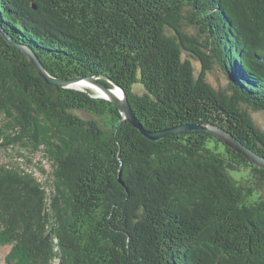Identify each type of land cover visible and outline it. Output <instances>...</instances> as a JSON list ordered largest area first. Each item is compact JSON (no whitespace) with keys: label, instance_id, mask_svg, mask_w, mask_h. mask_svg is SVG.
Segmentation results:
<instances>
[{"label":"trees","instance_id":"16d2710c","mask_svg":"<svg viewBox=\"0 0 264 264\" xmlns=\"http://www.w3.org/2000/svg\"><path fill=\"white\" fill-rule=\"evenodd\" d=\"M0 26L53 77L110 78L147 130L214 123L264 156V0H0ZM89 89L0 30V154L52 166L0 163L7 264H264V169L204 130L151 140Z\"/></svg>","mask_w":264,"mask_h":264},{"label":"water","instance_id":"95a60500","mask_svg":"<svg viewBox=\"0 0 264 264\" xmlns=\"http://www.w3.org/2000/svg\"><path fill=\"white\" fill-rule=\"evenodd\" d=\"M1 33L3 34L4 38L9 42V44L17 46L24 55L28 58L29 62L33 64L35 67L37 73L39 76L49 85H56L60 87H68V88H74L77 90L84 91L83 88L76 87L74 84L85 82L87 84L95 85L96 87L100 88L103 91V94H97V96L94 97H100L104 98L111 103H113L119 110L121 119H125L128 122H130L135 128H137L144 136L151 140L158 139L160 137H163L167 134L175 133V132H181L184 130H204L218 139H220L226 146L230 147L240 155H242L244 158L252 162L253 164L261 167L264 169V156L258 154L248 146H246L244 143H242L239 139H237L232 133L224 129L218 124L214 123H208V124H199V123H184L180 124L178 126L162 129V130H147L145 129L142 124L139 122V120L136 118L135 114L133 113L130 104L128 102L127 96L125 95L124 91L110 78L106 76H75L70 78H56L51 76L46 69L44 68L43 64L38 59L37 55L34 53V51L13 38H11L7 33H5L0 26ZM224 74V73H223ZM225 76V75H224ZM101 79L107 80L112 87H116L120 90L122 97L118 98L115 96V94L111 91L112 87H109L108 85L104 84ZM226 78V76H225ZM227 84V79H226Z\"/></svg>","mask_w":264,"mask_h":264},{"label":"rangeland","instance_id":"374dc122","mask_svg":"<svg viewBox=\"0 0 264 264\" xmlns=\"http://www.w3.org/2000/svg\"><path fill=\"white\" fill-rule=\"evenodd\" d=\"M188 31L194 34L196 33L197 30L191 27L189 28ZM184 55L188 57L186 54ZM189 59L191 60L195 68L198 70L200 67V62L196 59H192V58ZM206 79L215 89H225L227 86L226 78L223 74V71L221 70L220 66L216 63L213 65V68L210 71H208ZM82 87L87 88V86H82ZM89 90L92 92L93 96H97V94H95L93 90L91 89ZM249 111L255 124L262 131H264V110L253 111L249 109ZM78 114L84 119H95L93 115L87 114L85 112L79 111ZM103 120L108 121V119L106 118H104ZM20 153L26 154L29 158L28 161H26L24 157H20L18 155ZM7 161L21 163V166L26 170L33 172L34 175L38 178V180H40L44 184L50 183V179H51L50 173L52 170L51 162L43 156L42 152H37L35 154H28L26 150L15 146L13 148H9L5 151H2V153L0 154V163ZM40 168H42L44 172H42ZM230 173L233 177H236V175L238 174L237 172L234 171H231ZM261 194H264V189L261 191ZM11 246H12L11 243L0 245V264H7V262L5 261V257L10 251Z\"/></svg>","mask_w":264,"mask_h":264},{"label":"bare ground","instance_id":"6f19581e","mask_svg":"<svg viewBox=\"0 0 264 264\" xmlns=\"http://www.w3.org/2000/svg\"><path fill=\"white\" fill-rule=\"evenodd\" d=\"M76 87H80V88H83L82 86H87V88H90V89H92L93 91H94V93L95 94H103V91L100 89V88H98V87H96L95 85H92V84H87V83H85V82H81V83H76V84H74ZM79 85H81V86H79ZM83 89H85V88H83ZM111 91L115 94V96H117L118 98H121L122 97V94H121V92H120V90L119 89H117L116 87H112L111 88Z\"/></svg>","mask_w":264,"mask_h":264}]
</instances>
